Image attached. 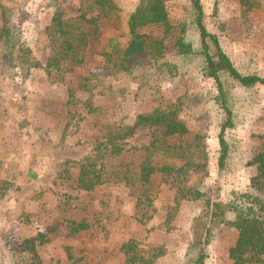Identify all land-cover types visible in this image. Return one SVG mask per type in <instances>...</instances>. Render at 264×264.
Instances as JSON below:
<instances>
[{
  "label": "rangeland",
  "instance_id": "rangeland-1",
  "mask_svg": "<svg viewBox=\"0 0 264 264\" xmlns=\"http://www.w3.org/2000/svg\"><path fill=\"white\" fill-rule=\"evenodd\" d=\"M60 1L65 17L78 13L79 0ZM112 1L118 18L103 22L97 41L86 46L83 62L72 69L65 64L48 74L44 66L24 72L19 64L25 55L44 64L53 52L54 33L49 27L53 0H0V6L12 11L23 42V49L13 52L19 58H9L0 37V179L11 183L5 191L0 188L1 264H34L24 240L38 232L45 236L34 242L42 264H122L120 245L131 237L139 240L138 250L144 256H150L154 247L163 249L153 264H192L196 241L203 235L199 212L204 202L182 199L175 207L176 188L168 175H153L154 211L144 224L136 218L139 206L133 188L110 180L91 190L77 184L74 160L93 153L92 140L103 124L131 122L137 112L173 108L191 134L204 135L208 174L203 183L210 198L223 205L238 204L248 190L255 168L247 160L264 131V84L242 86L220 70L232 119L225 130L228 155L219 166L217 133L225 113L215 81L203 73L191 1L164 0L173 33L165 42L171 45L174 35L183 36L193 50L178 55L167 48L164 59L169 64L163 69L148 64L135 71L139 77L113 73L99 45L109 36L126 40L129 14L148 0ZM201 4L207 30L218 35L238 70L264 75V0H201ZM139 30L161 36L163 27L148 24ZM150 138L147 127H138L126 147ZM137 154L129 149L118 159L133 165L140 160ZM193 180L194 176L189 178ZM169 212L173 217L165 224ZM73 219H85L88 227L71 233ZM235 239L234 228L222 223L215 227L206 244L205 264H233L228 248Z\"/></svg>",
  "mask_w": 264,
  "mask_h": 264
},
{
  "label": "trees",
  "instance_id": "trees-1",
  "mask_svg": "<svg viewBox=\"0 0 264 264\" xmlns=\"http://www.w3.org/2000/svg\"><path fill=\"white\" fill-rule=\"evenodd\" d=\"M190 1L194 12V24L199 35L200 45L197 51L201 55L203 73L215 81L225 113L217 133L220 145L218 164L221 166L228 155L225 130L231 124L232 112L227 105V89L221 79L220 70L223 69L228 79L242 86L264 84V75L242 73L238 70L221 47L218 35L207 30L203 21L201 0ZM53 3L54 10L49 24L54 33L53 52L48 55L44 64L32 55H25L26 58L20 60L19 64L24 68V72L30 67L44 66L46 72L50 74L54 68L59 69L65 64L68 66L67 69L79 65L84 60L85 51L88 49L86 46H92L93 41H97L101 35L103 22L108 19L116 22L118 18L117 8L112 0H79L78 13L72 17L64 16L60 0H53ZM0 7L2 17L0 37L3 38L9 58L15 55L18 59V54L13 52L14 49L17 51L23 49L19 25L13 18L11 10L8 11L3 5ZM148 24L161 25L163 27L161 36L139 30ZM127 27L126 40L109 36L99 45V53L104 57L107 68L113 73L133 74L139 77L135 71L143 69L148 64H153L159 69L169 64L164 59L167 48L171 47L178 55H186L193 50L191 43L183 36L174 35L175 39L171 45L165 42L168 34L173 33L164 0H148L144 6H137L127 18ZM25 49L27 51L28 47ZM85 103L93 109L89 100ZM138 127H147L150 130V140L147 143L126 147L127 138L132 137ZM102 128L101 133L92 140L93 153L74 160L78 168L76 181L79 187L91 190L96 185L110 180L133 188L136 205L139 206L136 218L144 224L154 211L152 201L157 189L153 175L166 174L176 188L175 207L179 206L182 199L204 202V207L199 212L202 217L203 235L196 241V253L191 256L192 264H205L206 244L213 237L214 228L221 223L236 231V239L228 248V255L233 264L264 261V131L259 134L258 149L247 160V164L254 165L255 168L254 174L249 178L248 190L238 204L223 205L206 195L204 189L203 180L208 174V154L204 135L200 132L191 134L173 108L155 107L150 111L137 112L131 122H107ZM170 138H173L172 141ZM129 149L137 150V157L140 158L133 165L132 161L118 159ZM192 176L194 180L190 182L189 178ZM10 184L8 180L0 179L1 190L5 191ZM227 213L231 215L228 216ZM172 217L173 213L169 212L165 224L169 223ZM86 227L88 222L85 219L71 220V233ZM38 237L41 238L40 241L45 238L38 232L24 240L34 264H42L34 244ZM138 243L139 240L133 237L121 243L120 249L125 255L122 264H153L154 257L163 253L161 247H154L150 256H144L138 250Z\"/></svg>",
  "mask_w": 264,
  "mask_h": 264
}]
</instances>
